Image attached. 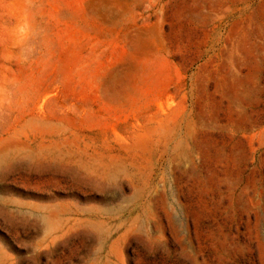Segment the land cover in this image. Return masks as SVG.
I'll list each match as a JSON object with an SVG mask.
<instances>
[{"label": "rangeland", "instance_id": "374dc122", "mask_svg": "<svg viewBox=\"0 0 264 264\" xmlns=\"http://www.w3.org/2000/svg\"><path fill=\"white\" fill-rule=\"evenodd\" d=\"M0 264H264V0H0Z\"/></svg>", "mask_w": 264, "mask_h": 264}, {"label": "bare ground", "instance_id": "6f19581e", "mask_svg": "<svg viewBox=\"0 0 264 264\" xmlns=\"http://www.w3.org/2000/svg\"><path fill=\"white\" fill-rule=\"evenodd\" d=\"M50 215V214H49Z\"/></svg>", "mask_w": 264, "mask_h": 264}]
</instances>
